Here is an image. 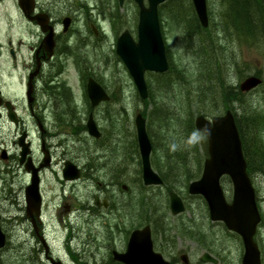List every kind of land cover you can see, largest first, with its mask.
<instances>
[{
	"label": "flooded vegetation",
	"instance_id": "af4514ba",
	"mask_svg": "<svg viewBox=\"0 0 264 264\" xmlns=\"http://www.w3.org/2000/svg\"><path fill=\"white\" fill-rule=\"evenodd\" d=\"M48 1L34 0L26 16L19 0H11L14 15L6 13L7 20H0V235L4 240L0 258L1 251L9 246L20 251L14 245L23 241L31 246V260L42 258L45 264H223L228 260L223 259L226 253L200 255L195 249L200 244L196 235L203 230L204 247L211 249V231L219 228L238 240V262L242 264L240 237L228 232L222 222L212 221L208 209H184L179 214H172L170 209H145L164 196L160 192L164 184L167 186L163 176L159 175V186H146L141 166H137L139 174L133 180L131 165L106 155L113 134L109 118L126 117L125 95L122 81L115 75L107 83L92 70L99 62V69L117 66L126 72L116 54L117 41L123 33L136 41L137 6L134 25L128 26V0L122 4L97 0L87 9L79 0H60L70 5L69 12L59 15ZM5 3L0 0V7ZM173 18L180 16L174 13ZM93 54L98 55L94 60L90 58ZM72 63L81 68V81L92 78L108 94V100L87 114L92 115L98 131L97 138L90 137L99 152L93 158H84L81 150L79 136L87 132L86 120L75 119L79 111L36 107L40 90L49 102L71 99L70 92H65L63 74ZM84 65L90 67L85 68L88 75L83 72ZM83 87L85 100V82ZM58 117L67 119H54ZM259 159L257 168L248 170L253 180L264 178V170L258 167L264 159ZM68 162L74 171L65 168ZM74 174L76 178H69ZM253 186L259 215L254 242L264 264L263 198H258ZM136 192L142 194L140 207L133 203ZM168 211L172 215L169 234L164 215ZM176 232L190 245L183 246ZM133 236H137L135 242ZM145 237L147 244L150 240L151 252ZM228 263L233 264L230 259Z\"/></svg>",
	"mask_w": 264,
	"mask_h": 264
},
{
	"label": "rangeland",
	"instance_id": "374dc122",
	"mask_svg": "<svg viewBox=\"0 0 264 264\" xmlns=\"http://www.w3.org/2000/svg\"><path fill=\"white\" fill-rule=\"evenodd\" d=\"M40 1V0H39ZM97 0H79L80 3L87 5L86 9L96 3ZM50 4L55 6V14H63L69 12L67 8L69 3L60 0H49ZM207 11L209 17V25L206 29L200 28L194 23L193 7H191L190 0H167L163 7V13H160L162 33L166 43V54L170 63V71L165 75H156L154 73H145V80L148 83L150 91L147 100H141L136 94V90L130 77L125 70H121L117 66L111 68L99 69L101 64L97 62L92 70L95 74L102 75L107 80L111 81L113 75L121 82V91L124 92L126 106V117L115 116L109 118L113 124L112 141L107 145L106 155L113 158H121L122 162L131 165L133 180L139 174V151L135 136V115L140 112L145 119V124L151 127L149 130L151 135L152 153L150 157L152 169L159 175L163 176L167 186L160 189L164 196L156 199V204L152 208L145 209H169L168 208V189L175 191L183 200L185 209H207L204 201L196 196H190L184 188L188 180H194L199 177L198 166L205 158V147L201 146L206 143L204 140H196V136L192 141L191 136L187 134L186 126L188 121L193 122L197 115H203L210 119L216 113L222 114L227 107H225L222 96H220L221 86L217 80L218 73L213 71L212 66L205 58L202 51L205 46L201 41L203 37L211 36V38L220 44L222 48L229 52V55H237V61L241 65L239 69L244 68L243 76L238 73V69L230 67L223 71L226 86L237 89L238 83L247 75L259 72L258 77L264 82V52L255 47H241L238 49L236 41L225 40L222 35V12L223 7L220 0H206ZM11 0H6V3L0 7V20L6 21V13L11 16L14 15ZM127 19L128 26H133L135 21L136 5L132 0H128ZM180 13V18L174 20L173 13ZM20 30H24L20 27ZM234 36H232L233 40ZM89 57L91 53H88ZM98 55L93 54L90 58L94 60ZM215 57V55H213ZM231 58L230 56H227ZM90 68L84 65L83 69ZM88 69L83 70L86 72ZM81 68L74 64H69V69L63 74V79L66 84L65 92H70L71 99L66 102L64 100L46 101L45 93L41 90L37 91V109L53 110H76L80 112L79 117L75 119L84 118L86 120L88 111H90L89 104L83 99L84 91L83 84L86 81H81ZM113 81V79H112ZM118 89V82L116 83ZM83 87V88H82ZM264 89V85L259 87L256 91L246 94L245 101L251 105L252 108L260 104H264L259 94ZM119 90V89H118ZM63 94V92H61ZM64 95V94H63ZM13 97L12 95H10ZM234 105V102H233ZM88 106V107H87ZM237 107V105H236ZM220 112V113H219ZM58 121H64L67 118H54ZM160 120V121H159ZM115 124V125H114ZM260 129V126H259ZM264 139V130L261 132ZM82 141L81 150L84 158L96 157L98 151L93 146V141L87 135L80 134ZM86 148L88 151L86 152ZM76 152V150H75ZM79 152V149L77 150ZM78 156V153L75 157ZM201 170V169H200ZM124 172V171H123ZM175 180V181H174ZM257 188V196L260 200L261 209H264V178L257 177L253 180ZM222 187L226 192L227 201L231 198L232 187L229 182H223ZM163 189V190H162ZM150 201L153 196L147 195ZM133 203L137 207L142 206L143 199L140 192H136L133 196ZM134 204V209H137ZM169 212V211H168ZM165 226L166 233L172 229V216L165 212ZM177 233V232H176ZM205 230L196 235L197 243L195 249L201 255L203 252L209 253H226L223 259H230L233 264H240L238 262L241 254V247L238 240L232 236L227 235L219 228H213L211 231V241L213 246L211 249L204 247L205 238L203 236ZM183 244L189 246V242L183 238V235L176 234ZM20 248V251L11 249L9 246L5 251H1L2 257L0 261L3 264H45L42 258L35 257L31 260V246L29 243H22L14 245ZM223 246V247H222ZM262 255L264 257V246L262 247ZM230 255V257H227ZM223 262V264H229Z\"/></svg>",
	"mask_w": 264,
	"mask_h": 264
},
{
	"label": "water",
	"instance_id": "95a60500",
	"mask_svg": "<svg viewBox=\"0 0 264 264\" xmlns=\"http://www.w3.org/2000/svg\"><path fill=\"white\" fill-rule=\"evenodd\" d=\"M119 1L122 2V0ZM133 1L139 6L138 41L137 43L130 40L125 41L126 39L121 36L117 41L116 53L132 77L139 96L145 99L147 90L143 77L144 72L161 73L168 68L157 17V6L164 0H147V8L143 6V0ZM20 4L23 12L29 13L28 1L20 0ZM192 4L201 25L207 27L205 0H192ZM260 83V78L248 76L239 84V90L248 92ZM87 94L92 106L107 99L105 92L91 79L87 83ZM194 125L196 130L203 132L207 138L208 157L203 163L200 178L189 184L188 193L202 196L209 209L211 219L222 221L229 231L241 237L245 249L242 264H260L258 251L253 242L259 216L256 210L254 190L246 173V164L233 116L229 111L211 121L197 116ZM135 127L143 181L147 185L159 184L161 180L150 166L151 145L141 115L136 116ZM87 129L90 135L97 137L98 132L91 117L87 121ZM222 176H228L232 184L230 202L226 201L219 184V179ZM36 203L39 204L38 198ZM170 209L174 214L180 213L184 209L182 201L174 193L170 194ZM136 238L137 236L132 237L133 242ZM145 243L151 252L149 238L147 244L145 237ZM3 245L4 240L0 235V248Z\"/></svg>",
	"mask_w": 264,
	"mask_h": 264
},
{
	"label": "trees",
	"instance_id": "16d2710c",
	"mask_svg": "<svg viewBox=\"0 0 264 264\" xmlns=\"http://www.w3.org/2000/svg\"><path fill=\"white\" fill-rule=\"evenodd\" d=\"M220 1L224 9L221 14L224 17L222 27L223 32L226 33V35H222L223 39L236 41L239 50L242 46L247 48L257 46L259 50L264 52V0ZM232 36H234L233 40ZM201 41L205 45L202 51L206 60L212 66L213 71L218 73L217 80L220 82V96H222L224 105L234 114L244 157L247 159L250 168H257L256 158H260V161L264 159V139L261 135L262 130H264V104L252 108L245 101L246 94L226 86L223 76L224 69L228 70L230 67H234L238 69L240 76H243L244 68H238L241 63L239 64L237 61V55H229V52L225 51L224 48L220 50V44L213 40L210 35L203 37ZM255 74L259 75V72ZM259 97L264 103V89ZM186 129L187 134L191 136L188 141H192L196 136V131L191 121H188ZM263 166L264 161L258 163L259 168L263 169Z\"/></svg>",
	"mask_w": 264,
	"mask_h": 264
}]
</instances>
